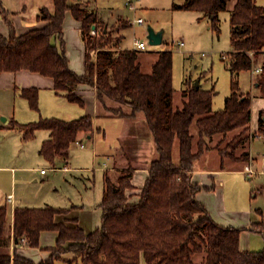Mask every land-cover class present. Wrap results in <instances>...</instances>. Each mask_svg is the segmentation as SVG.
Listing matches in <instances>:
<instances>
[{"label": "trees", "instance_id": "16d2710c", "mask_svg": "<svg viewBox=\"0 0 264 264\" xmlns=\"http://www.w3.org/2000/svg\"><path fill=\"white\" fill-rule=\"evenodd\" d=\"M229 1L184 0L173 8L205 13L211 17L212 27L219 30V14L228 9ZM68 11L81 23L87 50L83 75L70 68L66 54L63 24ZM38 20L46 25L22 35H17L10 19L6 20L10 34L0 35V74L28 70L50 77L58 94L81 106L84 102L76 93L77 87H94L101 109L99 116L103 111L131 120L144 115L156 153L137 203H129L127 195V190L133 188V168L123 171L117 182L107 177L101 203L102 223L91 233L57 222L56 215L68 212L67 209L16 207L11 224L8 208L0 206V248L11 250L0 254V264H37L17 249L22 245L40 248L45 231L58 233L57 244L50 257L39 264H264V250H240L244 228L223 226L212 218L197 199L201 185L192 179L196 161L209 149L208 138L226 136L237 129H242V135L248 131L253 97L241 92L237 78L243 71L254 70L258 55L263 56V61L256 85L264 97V4H259V0H237L231 12L232 91L225 107L217 111L213 110L214 90L197 87L190 79L184 81L183 107L175 108L173 52L160 51L152 71L145 72L140 59L142 51L108 47L112 40L104 28L99 31L97 8L77 0H53V10L43 7ZM93 28L99 31L97 35H92ZM22 96L33 110H39L38 89H24ZM194 124L198 129L196 151L191 132ZM260 125L264 134V111L260 113ZM20 128L26 141L38 130L50 131L51 137L43 143L40 154L54 163L80 133L92 134L95 122L93 117L71 121L45 118ZM247 138H234L233 150L221 149V156H233ZM177 141L180 153L175 161ZM242 157L240 161L246 160L247 154ZM251 229L264 234L262 223H254ZM67 254L73 258L65 259ZM196 256H202L201 263L195 261Z\"/></svg>", "mask_w": 264, "mask_h": 264}, {"label": "crops", "instance_id": "0c3cea01", "mask_svg": "<svg viewBox=\"0 0 264 264\" xmlns=\"http://www.w3.org/2000/svg\"><path fill=\"white\" fill-rule=\"evenodd\" d=\"M44 1L34 0L36 5H31V7L35 6V9L33 8L31 15L28 12L31 11L29 9L30 6L25 4L24 1H19L23 4L21 7H17L16 9L9 7L6 8L0 2V35L9 36L10 34L9 26L6 21L7 19L12 21L17 35L25 34L35 28L44 27L46 22L39 21L38 16L40 14V10L43 7L53 10V0ZM77 1L88 4L90 8H97V0ZM230 1L228 7L229 11L232 12L237 0H234L232 6H230ZM98 12L99 21L105 26L106 29H104L106 31L109 32L107 25L109 26L111 24H119V27L123 25L121 19H104L103 16H101L100 10H98ZM63 30L69 66L77 74L83 75L85 73V57L87 52L86 45L83 39L81 23L73 17L70 11H68L66 14ZM120 31L121 29L117 31L115 30L113 33L117 37H120V40L115 42L116 46L114 47V50H130L129 48L121 47L124 36ZM144 51H142V57L144 56ZM159 52L160 51L156 52L155 56L148 65V71L145 72L152 71V67L158 59ZM150 53L152 54L154 51L147 52L146 54ZM80 63L81 65L79 66ZM257 69H255L254 72L251 71V73L253 72V74H257ZM30 88H36L39 91L38 111L33 110L30 107L28 100L22 96V91L24 89ZM76 93L82 97L84 102L83 106L79 105L78 103L70 102L67 98L58 94L54 88V80L50 77H45L39 73H34L28 70H22L19 72H3L0 74V118L5 116L6 118L4 121L7 123L4 125L0 124V128L20 133L19 142L21 141L20 143H22L24 146L32 141H35L34 145L38 151L37 155L49 162L40 154V149L43 143L51 137L50 131L44 129L38 130L35 132L32 139L26 141L23 137V131L20 128V125L38 122L45 118H58L65 121H71L80 119L82 117H93L95 122V130L92 132V134L85 132L80 133L76 142L71 145L70 149L63 156L58 157L54 163H50L52 164V169H54L55 172L63 171L66 174H69L71 171L81 173H95L97 171L103 172L102 195L99 200L93 203L94 205H86L83 202L78 204L73 201L70 203V205L66 206L51 205L48 203L45 205H37L36 203H28V201L33 200L34 202L41 203L43 197L38 196L35 199L25 198L26 201H23L22 199L19 201L16 192L8 193L5 197L4 203H0V206H6L8 208L9 218L10 216L12 217L11 224L13 222V214L16 207H53L57 209L69 210L66 213L57 214L55 218L57 222L66 223L71 227H80L86 233H91L97 230L102 223L103 211L101 208V203L103 201L104 192L106 189L107 177L111 178L113 182H117L123 171L129 170L130 168H133L134 172L132 176L133 188L127 190L129 203H137L140 199L139 195L149 176V165L152 159L155 157V153L152 159L149 158L147 164L141 165L139 163L136 165L132 163L133 159L131 157L132 155L130 146L128 148V144L125 143L126 145L124 146L122 144V138L126 139L127 136H129V133H131V130L134 129L136 134L135 136L137 137V146L132 148L135 149L134 153L138 160V156H140L138 147L142 145L138 139V137L141 138V130L139 128L140 125L134 123L136 120L133 121L128 118L113 117L110 115L111 112L109 113L108 111H103L102 116H99L101 109L96 98V90L94 87L81 84L77 87ZM20 99H24L25 102H22ZM19 101H21L20 104H18ZM260 101L263 102L260 107L257 108V117L256 120H254L253 107ZM183 104L184 102L182 101L181 105L175 108L180 109L183 107ZM18 105H20L23 109L20 114L18 113ZM262 111H264V97L258 92V94L252 99V119L249 124V129L244 133V136L248 138L244 145L241 146V155L247 154L245 161H234L223 158L217 149H211L207 151L202 158L196 161L192 174L193 181L200 184L202 187V190L197 194V199L207 208L212 218L223 226L244 228L240 235L239 244L240 250L244 252L262 251L261 248L263 247L254 246L259 245V243L253 242L255 239L254 234H257V231H254L251 228L254 223H262L264 225V215L261 208L251 205H243L241 199L238 200L237 195H232L230 193V184L234 182V177L237 179H243V177L253 178L256 176L259 177L257 184H264V134H262L260 131V113ZM113 122H115V131L112 126ZM117 122H120V124H118L119 131L116 129ZM144 129V133L142 134L148 136L149 132L147 131V128ZM112 132H114L117 138L116 142L113 141V144L106 149H109L107 153L100 156L98 154L97 148L99 144V136L102 135L103 138L110 136L112 139ZM239 132L242 133L241 130ZM85 139H88L96 147L94 146L92 149L93 153L91 155L90 153L82 154V157L87 159L88 165L85 164L84 166H80L78 165L77 155L72 154L71 149L75 144L81 149H86V146L83 143ZM151 144L154 150V142L151 141ZM260 144L262 146H259ZM20 145L21 144H19V146ZM207 155H210V160L215 163L207 167L199 166V161L207 157ZM22 157L23 160H34L32 154L29 153H25ZM90 158H92V161H90ZM37 161L40 163L39 160ZM91 163L92 166H90ZM40 166L41 165L36 167L24 166L20 168H13L9 165H3L0 162V172L11 171L12 169V182L17 183L19 171H24L22 173L26 175L32 173L37 174ZM246 166H249L256 173L252 175L245 174L244 171ZM15 169L16 171H14ZM41 174H46L45 169L41 170ZM72 178L78 179L81 182L83 181L85 183V188H88L87 184L90 182H92L94 185V179L89 176L86 177L83 174L76 177L72 176ZM9 195H13V203L8 201ZM257 196L258 193L255 194V197ZM57 237L58 233L55 231L42 232L40 238V248H30L23 246L19 247L17 252L20 255L25 256L39 264L43 261H46L50 257L51 249L56 247ZM10 252V248H0V254ZM64 258L72 259L73 256L71 254H67L64 255Z\"/></svg>", "mask_w": 264, "mask_h": 264}, {"label": "rangeland", "instance_id": "374dc122", "mask_svg": "<svg viewBox=\"0 0 264 264\" xmlns=\"http://www.w3.org/2000/svg\"><path fill=\"white\" fill-rule=\"evenodd\" d=\"M19 1H24L25 4L30 6L29 9L31 11L28 12L31 15L33 8L35 9V6L31 7V5H36L34 0H0L4 7L15 9L22 6L23 3H20ZM129 1H132L130 2V5L127 4ZM183 2L184 0H97L96 7L100 10L101 16H103L104 19H121L123 23L120 27L118 26L119 24L107 25L109 28V37L112 40L108 47L114 48L116 46L115 42L119 41L120 37H117L113 33L115 30L117 31L120 29V32L124 36L121 44L122 48L133 49L135 39L146 42L147 49L144 51V56H141L140 58L144 71H148V65L156 52L161 50H171L173 52V86L175 89L174 107H178L181 105L182 101L184 102V99L182 100L184 81L185 79H190L194 84L199 81V84H201L203 89L214 90L213 110H221L225 107L226 98L232 91L233 74L230 70V54L233 51L231 44V11H229L228 7L226 11L219 14V30H216L212 27L213 23L211 17L205 13L173 8L174 4H181ZM233 2L234 0L230 1V6H232ZM131 3L135 6V9L131 7ZM259 4H264V0H259ZM137 18H142L145 23L143 25L133 23ZM150 27L156 32H163L164 42L161 45L154 46L149 44L148 35ZM102 28H105V26L100 24L99 31ZM181 42L184 43V46L180 45ZM153 51L154 53L152 54H146L147 52ZM90 54L95 56L96 52L90 51ZM254 60L255 70L262 64L263 56L258 55ZM80 65L81 63L79 66ZM253 72L243 71L237 78L241 92L244 94L249 93L252 97L258 94L256 85L257 74H253ZM20 100L25 102L24 99ZM21 101H19L18 104H20ZM262 102L263 101L258 102L253 107L254 120H256L257 117V108L260 107ZM111 105L118 107L114 103H111ZM128 110L129 109L126 108V111ZM22 111V107L18 105V113L20 114ZM5 118V116L0 118V124H7L4 121ZM134 123L139 124L141 130V138L138 137V139L142 145L138 147L140 153L138 160L134 153L135 149L132 148L137 146V137L135 136L136 134L133 128L126 139L122 138V144L123 146L128 144V148L130 146L133 164L137 165L140 163L141 165H145L148 163L147 161H149V158L152 159L154 153H156V149H154V151L151 144V141L154 142V138L151 133H148V136L142 134L144 133V128H147L148 130L143 114H141ZM118 124H120V122L116 123V129L119 131ZM112 126L115 131V122L112 123ZM240 130L242 131V129L234 130L226 136L215 135L208 138L207 146L209 149L207 151L211 149H217L219 152L221 149L225 151L228 149L233 150L231 144L234 141V138L237 136L246 138V136L242 135L243 133L239 132ZM191 132L195 137L194 150L196 151L198 141V129L196 124L192 126ZM19 136L20 133L18 132L0 128L1 164L9 165L13 168L41 166L37 174L32 173L26 175L22 173L24 171H19L17 183L12 182V169L11 171L0 172V203H4L6 195L10 192H16L19 201H21V199L26 201L25 198L35 199L38 196L43 197L41 203L29 199L30 201H28V203H36L37 205H45L48 203L51 205L66 206L70 205L72 201L78 204L83 202L86 205H90L100 199L103 186L102 171H97L95 173L71 171L69 174H66L63 171L55 172V170L52 169V164L50 162L45 161L42 157L37 155L38 151L34 145L35 141L24 146L20 143L21 141L19 142ZM112 137L113 138L111 139L110 136L105 138H103L102 135L99 136V144L97 148L100 156L107 153L109 149H106L113 144V141L116 142L117 138L114 132H112ZM245 142L246 141H244V143ZM83 143L86 146V149H81L76 144L73 145L71 149L72 154L77 155L78 165L80 166H84L85 164L88 165L87 159H84L82 154L90 153L91 155L93 153L92 149L95 146L88 139H85ZM19 144L21 145L19 146ZM259 146L262 145L260 144ZM226 147H228V149H226ZM241 148L242 147L240 146L233 156L231 154H224V158L238 161L239 157H242ZM25 153L32 154L34 160H23L22 156ZM179 153L180 146L177 141L174 145L175 161L179 160ZM209 156L210 155H207V157L199 161V166L207 167L213 165L215 162L213 163ZM37 160H39L41 164L38 163ZM90 161H92V158H90ZM90 166H92V163ZM42 169H45L46 174H41ZM14 171H16V169ZM81 174L94 179V185L90 182L91 184H87L88 188H85V183L83 181L81 182L78 179L72 178V176L76 177ZM258 178V176L253 178L243 177V179H237L234 177V182L230 184V193L232 195H237L238 200L241 199L243 205H251L261 208L264 215V184H257ZM256 193H258L257 197H255ZM11 221L12 217L10 216L9 222L11 223ZM254 238L253 242L259 243V245L254 246L263 247L261 248L263 251L264 234L257 232V234H254ZM201 259L202 256L195 257L197 263H201Z\"/></svg>", "mask_w": 264, "mask_h": 264}, {"label": "built area", "instance_id": "2783aa9c", "mask_svg": "<svg viewBox=\"0 0 264 264\" xmlns=\"http://www.w3.org/2000/svg\"><path fill=\"white\" fill-rule=\"evenodd\" d=\"M130 2H132V1H129L127 4L130 5ZM131 7H132L133 9H135V6L132 5V3H131ZM133 23L143 25V24L145 23V21H144L142 18H137V19L134 20ZM98 32H99V31L96 30V28H93V30H92V35H97ZM180 45H181V46H184V43L181 42ZM146 49H147V44H146V42L135 39L133 50L144 51V50H146ZM260 71H261L260 68H258V69L256 70L257 73L260 72ZM244 172H245V174H248V175H252V174H255V173H256V172H255L253 169H251L249 166H246ZM8 201L11 202V203H13V195H9V196H8ZM24 242H25V240L22 239V243H24ZM14 246H15V244H14V242H13V245H12L11 248L14 249ZM22 246H24V245H22Z\"/></svg>", "mask_w": 264, "mask_h": 264}, {"label": "water", "instance_id": "95a60500", "mask_svg": "<svg viewBox=\"0 0 264 264\" xmlns=\"http://www.w3.org/2000/svg\"><path fill=\"white\" fill-rule=\"evenodd\" d=\"M148 39L150 45H154V46L161 45L163 43V32L162 31L156 32L152 27H150ZM199 85H200L199 81H197L195 83V86L199 87Z\"/></svg>", "mask_w": 264, "mask_h": 264}]
</instances>
